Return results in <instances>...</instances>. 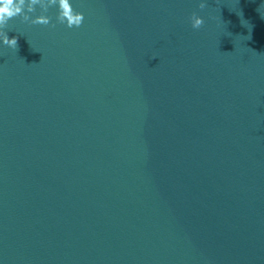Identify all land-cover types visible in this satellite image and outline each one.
Wrapping results in <instances>:
<instances>
[{
    "label": "water",
    "instance_id": "95a60500",
    "mask_svg": "<svg viewBox=\"0 0 264 264\" xmlns=\"http://www.w3.org/2000/svg\"><path fill=\"white\" fill-rule=\"evenodd\" d=\"M73 4L6 25L2 264H264V0Z\"/></svg>",
    "mask_w": 264,
    "mask_h": 264
},
{
    "label": "clouds",
    "instance_id": "9594fccd",
    "mask_svg": "<svg viewBox=\"0 0 264 264\" xmlns=\"http://www.w3.org/2000/svg\"><path fill=\"white\" fill-rule=\"evenodd\" d=\"M198 3L200 8H204L207 0H198ZM53 6L58 7L57 22L69 28L79 27L83 23L84 13L74 7L73 0H0V47L17 48V37H9L6 29L11 18L19 15L30 24L49 25L52 23V17L47 13ZM37 8L40 10L39 14L32 15ZM190 21L193 28H199L204 23V17L193 12Z\"/></svg>",
    "mask_w": 264,
    "mask_h": 264
}]
</instances>
